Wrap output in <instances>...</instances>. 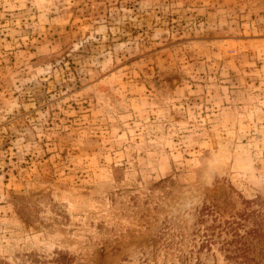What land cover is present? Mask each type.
Wrapping results in <instances>:
<instances>
[{"label":"rangeland","instance_id":"obj_1","mask_svg":"<svg viewBox=\"0 0 264 264\" xmlns=\"http://www.w3.org/2000/svg\"><path fill=\"white\" fill-rule=\"evenodd\" d=\"M258 196L264 0H0V264H264Z\"/></svg>","mask_w":264,"mask_h":264},{"label":"trees","instance_id":"obj_2","mask_svg":"<svg viewBox=\"0 0 264 264\" xmlns=\"http://www.w3.org/2000/svg\"><path fill=\"white\" fill-rule=\"evenodd\" d=\"M261 204L264 206V196H258L253 200H248L247 204ZM244 221H251V225L247 226L245 229V233L249 235L253 239H258L260 242H264V209L263 211H260V209H254V210H244L241 212L238 216V220L234 221L236 222V226H239V228L245 226ZM238 228V227H237ZM209 240H207L206 243H208ZM204 243V242H203ZM236 250H239V254L241 255V261L243 263L244 260L249 258L248 251L244 247H236ZM237 254L238 252L235 251ZM239 257V256H238ZM64 256H60L57 260L61 261L64 260ZM240 262V264H243Z\"/></svg>","mask_w":264,"mask_h":264}]
</instances>
